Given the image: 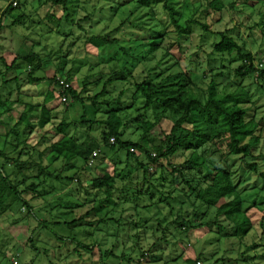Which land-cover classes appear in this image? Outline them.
I'll list each match as a JSON object with an SVG mask.
<instances>
[{"label":"rangeland","instance_id":"obj_1","mask_svg":"<svg viewBox=\"0 0 264 264\" xmlns=\"http://www.w3.org/2000/svg\"><path fill=\"white\" fill-rule=\"evenodd\" d=\"M167 1L175 8L181 27L185 28L194 21L190 23V34H178L170 25L161 4H152L148 9L147 6L138 5V0H69L67 10L61 11L60 8L50 7L48 0H17L19 7L9 10L2 18V10L6 8L8 0H0V57L10 62L15 56L23 57L33 51L45 61L48 60L36 75L38 78H50L57 66H63L64 71L73 77L77 91L82 90L83 84L87 85L88 92L84 97L100 92L110 74L122 71L125 80L109 84L103 100L116 101L124 108L129 107L133 99L136 108L142 106L143 100L134 95L132 85L140 82L154 68L161 73L157 80L185 73L193 80L192 89L196 93L204 92L211 77L216 74L215 81L221 92L241 93L238 91L241 87L250 95L251 104L246 106V120L256 123L255 136L259 141L253 146L251 157L243 159L241 156H231L227 163L251 222L250 234L239 243L235 239H218L214 229L201 227L181 238L169 227L166 241L157 242L162 236L161 228L171 220L179 221L182 215H189L191 206L184 201L183 195L176 192V199L169 201L170 215L163 205L142 209L146 205L144 200L136 201L130 193L119 190L129 184V179L117 182V190L109 207L106 205V208L85 220L95 224L107 213L108 218L118 221V224L106 222L91 226H67L90 208L98 206V200H102V196H95L92 188L91 183L95 178L111 175L115 170L121 173L123 165L119 166L108 159L118 162L123 160L124 155L121 153L118 159L107 153L104 159L102 155L96 157L80 176H73L78 183L73 181L68 184L64 180V186L55 180H45L43 176L31 179L33 184L40 183L37 194H41V197L36 194L27 196L33 214L28 213L26 206L18 204L0 218V264H10L12 258H18L20 264H117L119 261V264H186V259L194 261L199 254L203 264H236L235 260L240 259L241 254L244 259L237 264H264V176H260L264 174V90L251 79L242 80L239 86V79L233 75L241 63L237 55H220L213 51V45L220 40L215 34H229L254 56L255 62H261L264 66V0H217L224 6L221 11L208 6L215 0ZM63 11H67L65 16L68 15V19L61 16ZM48 13L54 16L51 20L45 19ZM21 15L24 18L13 23ZM198 23L205 24L208 31ZM110 32V37L118 40L115 45L98 49L88 40V37L104 36ZM159 33L163 36V44L155 52H150L148 40H154ZM0 71L4 72L1 62ZM13 87L15 89V85ZM18 87V94L27 96H21V102L35 105L41 103L48 82L29 83L24 73L19 75ZM67 106L55 95L47 105L52 110V123L41 131L35 130L25 145L29 152L27 156L39 162L43 168L48 166L46 170L54 174L63 167V163L49 154L40 159L38 153H42L49 142L57 140L54 127L61 120L77 121L83 114L81 104ZM23 109V104L15 103L7 128L17 123ZM85 112L89 114V109L85 108ZM128 114L130 117H122L125 123L129 122L126 134L136 140L137 134H132L134 127L131 124V118L136 113L129 110ZM97 120H104L101 113L97 115ZM188 127L191 128L190 125ZM17 128L21 130L22 126ZM161 128L165 132L170 130L168 118L161 121ZM100 130L95 126L90 133L96 136ZM85 131L86 128H82L70 134L81 139ZM0 134V146L7 152L11 151L10 142L14 136L6 135L5 127L0 129ZM27 156L22 159H27ZM187 156L188 153L181 152L169 162H159L170 171L169 163L182 167ZM74 164L76 168L82 167L79 161ZM249 164L256 165L255 172L250 170ZM11 170L12 166H8L7 171ZM154 170L149 169V173ZM73 172L75 170L66 171L61 176H71ZM36 173L35 168L31 174L35 176ZM156 173L154 178L159 179L160 170L156 169ZM193 175L199 176V173ZM140 178L141 175L138 180ZM78 184L82 189L76 186ZM154 185L158 191H167V188H161V182ZM176 185L182 187L179 183ZM150 192L156 201L159 194L155 189H150ZM135 205L138 206L137 211ZM43 221L45 224L42 225ZM157 224H160L158 229ZM149 228L157 232L152 234ZM93 244L94 249H89L88 246ZM254 244H258V247L252 248ZM107 251H112L115 257L101 262L100 254ZM140 252L144 258L139 257ZM128 259L132 262L128 263Z\"/></svg>","mask_w":264,"mask_h":264},{"label":"trees","instance_id":"obj_2","mask_svg":"<svg viewBox=\"0 0 264 264\" xmlns=\"http://www.w3.org/2000/svg\"><path fill=\"white\" fill-rule=\"evenodd\" d=\"M68 1L48 0L50 7L60 8L61 11L67 10ZM137 4L147 6L148 9L152 4H161L162 9L167 13L170 25L178 34H190V23H194V21L189 22L185 28L181 27L177 22L175 8L169 5L167 0H138ZM208 6L215 11H221L224 8L217 0L210 2ZM18 7L17 2L15 8ZM15 8L7 3L2 18L9 10ZM66 12H61V16L68 19V15L65 16ZM52 15L48 13L45 19L51 20L54 17ZM23 18L22 15L18 16L13 23H17ZM198 25L208 31L205 24L198 23ZM111 34L112 32L104 36L88 37V40L98 49H102L118 43L117 39L110 37ZM215 35H218L220 40L213 45V51L220 55L235 53L241 62L233 72V75L239 79V86L242 80L251 79L258 88L264 90L263 63L255 62L254 56L238 45L229 34L219 32ZM148 43L150 52H155L163 44V36L159 33L154 40H148ZM18 60L20 63L16 65L18 70L15 80L19 81V75L25 73L27 82L41 83L47 81L48 88L41 103L35 105L21 103L24 109L13 127L7 128L9 120L0 121V124H5L6 135L14 136L10 142L11 151L7 152L5 148L0 149V161L2 162V164L0 163V218L18 204L26 206L28 213L33 214L27 196L38 195L40 183L33 184L30 182L31 179H38L43 176L45 180H55L64 186V180L68 184L73 181L78 183L77 180L73 179V176H80V173L90 166L91 154L97 150L99 151L97 157L102 155L103 159L107 157V153H111L120 159L122 153L124 155L123 160L114 162L113 159H108V161L117 163L119 166L123 165V168L120 170V174L115 170L111 175L105 174L103 177L95 178L92 181L95 196H102V200H98V206L90 208L83 216L66 224L67 226H74V224L91 226L106 222L118 224V221L108 218L107 213L95 224L85 220L106 208V205L109 207L113 193L117 190V182L129 179V184L123 185L119 190L125 194L130 193L136 201L144 200L146 205L141 207L142 209L157 208L159 205H163L168 208L170 215L172 210L169 201L176 199L174 196L176 192L183 195L184 201H187L191 206L189 215H182L179 221L171 220L165 227L161 228L162 236L157 242L166 241L165 235L169 227L181 238L186 237L189 231L201 227L209 230L214 229L218 239H235L239 243L250 234L251 222L246 216L244 201L232 181V172L227 163L231 156H241L243 159L251 157L252 148L259 141L255 136L256 123L253 120H246L248 110L246 106L251 104L248 92L241 87L238 90L241 93L237 91L227 94L221 92L215 81L216 74L211 77L204 92L196 93L192 89L193 80L187 77L185 73L157 80L161 73L154 68L151 69V72H147L140 82L132 85L134 95L143 100L142 106L136 108L133 99L131 105L124 108L116 101L103 100L106 95V87L109 84L125 80L124 72L110 74L100 92L84 97L83 95L88 92L87 85L83 84L82 90L77 91L73 84V77L69 72L64 71L63 66H57L55 74L50 78H38L36 75L42 71L48 60L45 61L43 57L33 51L23 57L17 56L10 64H6L4 59L0 58V62L4 63L5 70L0 72L1 89L11 83L12 80L6 78L7 72ZM21 63L24 65L22 66ZM57 78L63 79L69 84V88L62 90L63 88L59 86ZM17 89L19 90V88ZM59 93L67 97V108L72 107L74 103L81 104L83 114L77 121L61 120L54 127L57 140L49 142L45 150L38 153L40 159L45 154H49L53 156L54 160L63 163V167L58 170L57 174H54V172L46 170L48 166L43 168L39 162L27 156L29 152L25 145L29 135L33 134L35 130L41 131L52 123V110L48 109L47 105ZM16 101L9 102L8 97H2L0 94V118L9 114ZM85 108L89 109V114L85 112ZM129 110L136 113L135 117L131 118V124L134 127L132 134H137L136 140L127 136L126 130L129 127V122L125 123L122 119L125 116L130 117ZM99 113L103 115L104 120H97ZM165 118L171 122V128L168 132L161 128V121ZM189 125L191 128L188 127ZM21 126L22 129L19 130L17 127ZM95 126L100 127L101 130L96 136H93L90 131ZM82 128H86V131L81 139L70 134L71 131L76 132ZM111 138L114 139L113 144L110 143ZM40 139L43 140V137ZM181 152L188 153L182 167L171 166L169 163L170 171H168L159 162L161 160L169 162L171 158ZM23 156H27V159L23 160ZM76 161L81 162L82 167L76 168L74 164ZM8 166H12V170L9 172L7 171ZM35 168L37 173L33 176L31 172ZM151 168L155 170L149 173ZM249 168L253 172L256 171L255 164H249ZM156 169L160 170L159 179L154 178L157 174ZM72 170L75 172L71 176H61V173ZM195 172H198L199 176H194ZM133 175H135L134 178ZM140 175L141 178L138 180ZM260 176L263 177L264 174H260ZM132 181L135 183L132 184ZM156 182H161V188H167V191H158L154 185ZM176 183L182 187L178 188ZM76 186L82 189L80 184ZM150 189H155L159 194L156 201H154V194L150 192ZM38 196L41 197V194ZM33 198L30 197L29 199ZM180 204L182 205L183 202ZM137 207L135 205V211H137ZM262 221L264 223V215ZM43 224H45L44 221ZM158 227L160 224H157V229ZM149 229H151L152 234L157 232L156 229ZM257 245L254 244L252 248L258 247ZM88 247L94 249L95 246L93 244V246ZM248 250L253 249L248 248ZM113 256L112 251L103 252L100 254V261ZM139 257L144 258V255L140 252ZM200 259L199 254L194 261L186 259V264H195ZM241 259H244L242 254L240 259L235 260L236 264ZM131 262L132 260L128 259V263Z\"/></svg>","mask_w":264,"mask_h":264},{"label":"crops","instance_id":"obj_3","mask_svg":"<svg viewBox=\"0 0 264 264\" xmlns=\"http://www.w3.org/2000/svg\"><path fill=\"white\" fill-rule=\"evenodd\" d=\"M3 12H4V10H2ZM1 11V12H2ZM2 12V13H3ZM0 19H2V18H0ZM17 56H15L10 62H8V61H6V60H4L5 62H6V64H10L13 60H15V58H16ZM0 58H2V57H0ZM3 59V58H2ZM19 63H20V61L18 60L16 63H15V65L10 69V71L9 72H7V80H12L11 81V83H9V84H7L5 87H2L3 89H1V87H0V94H1V96L2 97H8V99H9V102L10 101H15V100H17L16 101V103L18 104H21L22 102H21V99H20V97L22 96V97H27L26 95H19L18 93V89L17 88H19L18 86H17V84L18 83H15V82H18V80H15L14 78H15V76H16V72H17V70H18V67H16V65H19ZM3 65H4V63H2ZM5 71V70H4ZM1 72V71H0ZM3 72V71H2ZM13 84V85H12ZM15 85V89H14V86ZM1 90H3V91H1ZM14 90H15V92H14ZM15 105V104H14ZM13 105V106H14ZM13 106H12V108H13ZM11 111H12V109H11ZM11 111L9 112V114L11 113ZM7 115V116H2L1 118H0V121H2V122H4V121H6V120H10L11 119V116L10 115ZM1 122V123H2ZM5 127V124L3 123V124H0V129L1 128H4ZM0 136H1V134H0ZM3 147H1L0 146V149H2ZM0 163L2 164V162L0 161Z\"/></svg>","mask_w":264,"mask_h":264},{"label":"built area","instance_id":"obj_4","mask_svg":"<svg viewBox=\"0 0 264 264\" xmlns=\"http://www.w3.org/2000/svg\"><path fill=\"white\" fill-rule=\"evenodd\" d=\"M8 4H10L12 7H16L17 6V0H8ZM261 67V66H259ZM57 81L59 83V86L62 87V90H66L67 88H69V84H67L63 79H59L57 78ZM58 97L60 98V101L63 103H66L67 97L64 96L63 94L59 93ZM110 143L113 144L114 143V139L111 138L110 139ZM132 151V150H131ZM99 151H93L91 154V159L89 160V165L93 164L94 159L97 157ZM10 264H20L18 258H12L10 261ZM195 264H203L200 261H197Z\"/></svg>","mask_w":264,"mask_h":264}]
</instances>
